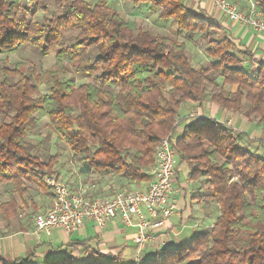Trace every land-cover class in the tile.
Instances as JSON below:
<instances>
[{
    "label": "trees",
    "instance_id": "16d2710c",
    "mask_svg": "<svg viewBox=\"0 0 264 264\" xmlns=\"http://www.w3.org/2000/svg\"><path fill=\"white\" fill-rule=\"evenodd\" d=\"M28 1L0 0V53L26 45L42 54L55 51L59 63H71L92 81L78 85L51 70L50 91L35 96V69H4L0 184L12 186L9 200L3 201L0 193V213L6 218L19 214L17 197L31 184L49 190L45 175L59 177V154L43 156L30 149L29 123L37 114L49 117L85 171L136 181L148 179L145 170L155 162L161 140L174 134L185 101L202 105L209 99L247 116L257 114L264 122V62L248 68L253 54L240 49L203 9L196 12L184 0H127L149 3L160 18L173 19L186 38L179 39L146 28L134 31L109 0H59L62 10L52 12L48 0ZM259 1L264 11V0ZM39 9L45 11L41 20L29 17ZM195 40H202L208 57L200 66L188 54V43ZM11 75L19 78L11 80ZM175 148L181 161L193 163L190 176L205 178L201 196L218 201L219 215L213 227L189 243L144 264H264V141L208 117L185 125ZM86 245L84 240L67 244L85 250ZM33 258L9 262L0 256V264H29ZM116 260L94 254L83 264ZM44 264L78 262L68 253Z\"/></svg>",
    "mask_w": 264,
    "mask_h": 264
},
{
    "label": "crops",
    "instance_id": "0c3cea01",
    "mask_svg": "<svg viewBox=\"0 0 264 264\" xmlns=\"http://www.w3.org/2000/svg\"><path fill=\"white\" fill-rule=\"evenodd\" d=\"M193 4L194 10L203 9L212 20L218 22L240 49H248L253 54V61H248L245 64L248 68L254 69L260 62H264L263 32L231 20L212 0H193ZM189 103L196 105L197 111L194 115L189 113L188 108L184 107ZM181 107H183L180 108L182 115L180 114L179 123L174 132L175 138L183 132L185 125L202 122L204 118L210 117L245 131L251 138L262 140V138L249 133L251 122L248 118L241 119L237 115L238 112L220 107L219 104L211 100L205 101L202 105L188 100ZM184 163L185 167L183 166ZM192 168V162L181 161L178 158L175 179L176 191L172 197L176 200L179 211L168 217L165 224L154 233L155 238L147 242L140 251L141 260L138 263L134 260L137 254L135 241L137 227L126 224L119 215L103 228L96 226L93 221H86L77 230L69 232L63 228H54L50 234L36 232V213L30 215L33 217L32 219L29 216L23 222L18 220L16 229H13L12 220L3 217L0 220V256L12 262L17 258L23 257L24 259L34 254V258L29 264H44L48 260L51 261L61 255L71 253L76 260H82L83 264L87 261L90 262L93 255L96 254L100 258L116 257L117 260H128L130 264H144L152 258L161 256L169 248L189 243L193 237L209 229L216 222L217 215H219V211L216 213V207L219 206V203L214 199L210 200L201 196L206 192V189L201 183L202 178L190 176ZM98 176L100 179L93 184L81 183L77 187H70L74 190L85 188L89 194L96 196H107L121 190L140 187L143 189L148 184V179L136 181L123 176L118 178L109 175ZM11 187V184H6V182L0 184L3 201L10 199L6 195L10 197L8 189ZM38 188L40 190L35 191V197L27 196V192L24 196H18L15 206H39L36 212L49 208L54 198L52 189ZM4 218L7 220L5 221ZM4 232L9 233L5 234ZM73 240L86 241V250L84 247L69 248L67 244Z\"/></svg>",
    "mask_w": 264,
    "mask_h": 264
},
{
    "label": "built area",
    "instance_id": "2783aa9c",
    "mask_svg": "<svg viewBox=\"0 0 264 264\" xmlns=\"http://www.w3.org/2000/svg\"><path fill=\"white\" fill-rule=\"evenodd\" d=\"M224 14L241 25L250 26L264 33V11L259 0H212ZM175 136L164 137L158 147L155 162L145 172L146 187L122 190L113 195L96 196L85 188L74 190L56 175H45L44 181L53 191L52 204L35 214L36 232L51 233L54 228L69 232L77 230L86 221H93L103 228L118 215L126 224L135 225L137 234L136 263L140 251L155 238V232L167 218L179 211L172 197L177 173Z\"/></svg>",
    "mask_w": 264,
    "mask_h": 264
},
{
    "label": "rangeland",
    "instance_id": "374dc122",
    "mask_svg": "<svg viewBox=\"0 0 264 264\" xmlns=\"http://www.w3.org/2000/svg\"><path fill=\"white\" fill-rule=\"evenodd\" d=\"M24 4H29L28 0H21ZM92 3H95L97 0H89ZM188 7L192 10L194 7L193 0H185ZM49 10L52 11H61L62 7L59 3V0H48ZM109 5L114 10H117L121 16L127 19L130 22V26L134 31H137L139 28L149 29L152 33L161 34L168 36L170 38H179L186 39L184 32L179 31L177 24L173 19H163L159 17V11H153L150 8L149 3L142 2L139 5H135L127 0H109ZM198 11V10H194ZM45 11L42 9L37 10L34 14H30L29 17L34 20H41ZM197 36V35H195ZM194 36V37H195ZM197 38V37H196ZM189 49L188 54L192 59V63L195 66H200L207 61V56L204 53L202 40H195L188 43ZM55 51H52L49 54H42L39 50L34 48L31 45H26L22 47L18 52L11 54H1L0 53V80L5 77L4 69H15L19 67L23 71H27L29 68H33L39 74L38 81V94L35 96L42 95L50 91L51 84V70H57L59 76L73 79L76 84L80 85L87 81H92V78L89 76H83L77 73L71 63L63 62L62 64L56 60ZM66 72H65V70ZM11 80H17L19 76H9ZM209 100V99H208ZM207 100V101H208ZM189 105V106H188ZM185 108H188L189 113L192 115L195 114L196 105L189 103ZM183 108V107H181ZM238 112V117L241 119L248 118L250 120V129L249 133L254 136L262 138L264 141V122H260L259 115L253 114L247 116L243 110H234ZM180 114L182 115L181 111ZM34 119L30 120V133L28 135L29 145L32 153H37L43 156L51 154H59L58 162L55 166L59 177L68 183L71 187H77L81 183L84 184H93L98 181L100 178L95 173L85 171V167L82 161H79L76 154L72 151L70 145L66 141L65 137L60 136L56 133L50 125L49 117H39L38 114L35 115ZM253 148H256L257 144L251 145ZM260 152H263L260 148ZM185 167V163L183 164ZM105 177V176H104ZM119 176H117L118 178ZM205 178H202L204 181ZM201 181V183H203ZM140 183V182H139ZM139 185V184H138ZM32 190H28L27 196L35 197V191L40 190L35 184L31 185ZM142 188V187H140ZM122 189V188H121ZM137 189V188H136ZM135 190V189H127ZM122 191V190H121ZM9 199V195H6ZM39 206H21V211L19 214L13 216L15 218H8L12 220L14 228L18 227V220L23 222L27 217L37 213ZM220 211L219 206L216 207V213ZM3 216L0 213V220L3 219ZM12 218V219H11ZM17 218V219H16ZM33 217L30 216V219ZM5 219V218H4ZM7 219H5L6 221ZM216 223V222H215ZM212 224L210 227H213ZM8 234L9 232H4ZM78 264H82V260L78 261ZM115 264H130L128 260H116Z\"/></svg>",
    "mask_w": 264,
    "mask_h": 264
}]
</instances>
